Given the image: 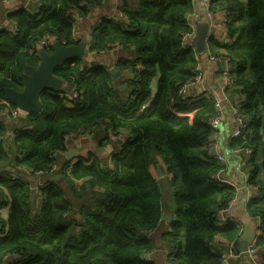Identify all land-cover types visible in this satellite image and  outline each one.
I'll list each match as a JSON object with an SVG mask.
<instances>
[{"label":"trees","instance_id":"1","mask_svg":"<svg viewBox=\"0 0 264 264\" xmlns=\"http://www.w3.org/2000/svg\"><path fill=\"white\" fill-rule=\"evenodd\" d=\"M38 2L8 14L15 33L0 28V112L8 109L10 119L26 122L15 128L14 167L34 173L58 163L60 178L41 188L37 206L23 177L0 173V208L9 207L7 219L0 216V264H154L144 257L154 248L147 232L162 221L167 190L176 204L172 230L164 234L175 249L171 262L222 264V251L228 241H239L242 229L235 222H219L234 188L212 178L222 169L208 149L215 98L188 103L181 92L198 75L197 54L182 40L191 30L187 16L193 1L135 0L123 16L104 17L92 26L93 60L102 52L122 51L116 65L134 74L124 79L126 88H119L124 82L115 80L108 65L71 59L56 74L76 96L70 98L66 89L46 90L40 95L41 113L12 117L16 106L4 90L21 89L25 66H37L35 43L55 34L72 44L73 11L83 18L104 0ZM209 9L231 15L227 30L233 41L220 51L236 65L226 89L243 97L238 109L247 118L232 146L254 149L246 169L261 194L249 200L248 210L264 222V0H209ZM210 46L212 53L221 47L215 41ZM8 122L0 118V161L10 155L4 142ZM97 126L105 130V139L110 132L124 136L120 150L111 163L80 157L68 172L70 161L59 163L67 137ZM82 179L88 186L79 190L75 185ZM256 246L264 264V231Z\"/></svg>","mask_w":264,"mask_h":264},{"label":"crops","instance_id":"2","mask_svg":"<svg viewBox=\"0 0 264 264\" xmlns=\"http://www.w3.org/2000/svg\"><path fill=\"white\" fill-rule=\"evenodd\" d=\"M25 1L26 0H5L4 2L0 3V28H13V21L8 18V14L22 7ZM192 1L194 4V10L189 15V20L191 23H193L195 32L198 25L206 23L209 25L211 37L207 43L208 50L200 54L196 53L198 58V75L193 84L186 88V90L183 92V96L189 99L196 98L199 95H208L217 100H221L220 125L215 140L216 144L212 147V149L214 148V150H216V154L214 152H211V155L214 156L217 160H220L219 156L223 157V159L221 160L222 169L218 172L216 180L218 182L227 183L233 186L234 195L229 200L228 205L220 211L218 215L219 222H235L241 227V229H243L245 222L255 227L258 226V222L248 210V203L249 200L254 196L255 189L251 186L250 183H248V179L246 182H242L238 177H230V168L232 162H239V169L241 171L246 170V167L244 165L245 154L243 152L236 151V149H234L232 146V142L234 141L232 134L235 127L237 126L235 114L239 105L243 101V97L239 94L231 95L230 91L226 89L227 87L222 75V69L225 68V64L223 63V61L218 60L212 56V46H210L211 41H215L220 44L221 47L215 49V53H217V51H219L224 45H226L227 43H231L233 41V37L228 33L223 24V12L212 13L209 9V0ZM134 4L135 0H104L102 5L92 7L86 17L78 19L76 25V36L79 37L80 40L90 41L91 28L95 21H100L104 17H121L123 16V9L131 8L134 6ZM188 44L192 45L194 49L193 37L189 38ZM122 54V51L114 49V53L113 51L102 52L95 57V60L92 61H99L102 64L114 66L115 68L117 66L116 64L119 60V57ZM128 57H131V55H129ZM120 73L123 74V78L121 80L123 82L124 79L126 80L127 78L133 77L134 75L129 71H120ZM65 89L67 91V94L70 96L72 94V88L70 87V85H67ZM1 117H3L5 120L9 119L8 123L11 126L9 127V130L4 137V142L6 143L10 155L8 159L0 161V173L14 175L13 177L15 178L23 177V180L27 181L30 186L31 194L33 197L32 200L37 206H40L41 194L39 193V184L41 183L45 185L48 181H56L60 178V175L58 172L54 174L36 175L29 170H25L24 172L18 171V169L14 167L13 162L15 153L13 138L15 128L18 126H26V122L24 119L20 121H18L17 119H10L9 114L5 111L0 112V118ZM111 133L112 132L107 134L108 137L105 139V130H103L102 127L97 126L93 129V131H83L75 135H70L67 146L75 150V156L72 159V162L78 160L80 157H84L87 158L88 161L92 160L93 158H99L104 162L111 163L115 149L118 146V141L111 137ZM226 152L231 153L229 156H227L225 155ZM59 159L60 165L64 161L69 160L64 154ZM258 160H262V154L260 152L258 153ZM159 167H161V165H159ZM260 170V174L263 175L264 170L262 168ZM85 182L86 180L82 179L80 181H77L76 185L81 183L83 186H88ZM242 187H247L249 191L247 197L244 199L240 198L239 196L240 189ZM94 188L96 190L99 189L96 186ZM166 195L167 198H164L165 205L162 221L160 222L158 228L147 232L148 237L152 239L154 248L152 251L144 253V257L152 260L154 264H172L170 262L171 257L169 254L170 247L166 242L167 239H165L164 234L165 232H167L172 223H169V215L172 216L173 220L176 218V214L174 212L176 204L174 198L168 190L166 192ZM240 202H242L241 205ZM8 214V206L0 208L1 218L7 219ZM259 262V256L255 258L254 254L250 255L239 253L230 255L229 264H258Z\"/></svg>","mask_w":264,"mask_h":264},{"label":"water","instance_id":"3","mask_svg":"<svg viewBox=\"0 0 264 264\" xmlns=\"http://www.w3.org/2000/svg\"><path fill=\"white\" fill-rule=\"evenodd\" d=\"M210 28L208 24H201L196 27V32L192 36L194 41V51L197 54L206 52L208 50V41L210 40ZM192 46V45H190ZM38 58L37 66L27 64L24 71L21 73V80L23 86L21 89L14 87H6L5 95L9 102L21 109L20 116L26 117L29 113H41L43 110V104L40 100V95L46 90L62 89L67 85L64 80L56 74V69L64 62L85 57L89 61L93 60V55L89 53V46L86 41H82L78 44L64 45L60 41H54L51 44L50 50L41 48L36 53ZM115 75L116 80L122 79L123 74L120 73L118 67L111 70ZM127 87V83L119 85L120 89ZM75 150L67 146L64 155L72 160L75 156ZM212 152L216 154V150L212 149ZM160 176H164V172L161 167L158 166ZM173 221L171 215H169V223ZM257 226L253 227L249 223H244L239 241L238 250L243 254H249V246L253 243L257 237ZM17 257V254H14ZM260 257L255 254L254 257Z\"/></svg>","mask_w":264,"mask_h":264},{"label":"built area","instance_id":"4","mask_svg":"<svg viewBox=\"0 0 264 264\" xmlns=\"http://www.w3.org/2000/svg\"><path fill=\"white\" fill-rule=\"evenodd\" d=\"M4 1L5 0H0V3L4 2ZM38 3H39L38 0H26L25 3H24V5L22 7L25 8V9H30V8L32 9ZM73 15L75 16V19H74V30H73V42H72V44H78V43H80L82 41H85V40H80V38L76 36V25H77V21H78V19H81L82 17L79 16L76 11H73ZM189 15L187 16V23L190 25L191 30L184 32L183 35H182V40L186 44H188L189 38H191L195 34V27H194L193 23L190 22ZM230 17H231L230 14L224 13L223 24H224L226 30H227V23L229 22ZM98 22L99 21H95L92 26H95L96 24H98ZM13 24H14V26H13V28L11 30L15 33L17 29H16V25H15L14 22H13ZM57 40L60 41L62 44H64L61 41V39L57 35H55V34L45 35L42 39H40L39 41H37L35 43L33 53L36 54L38 52V50L41 49V48H45L47 50L50 49L51 44L54 41H57ZM90 41H86V43L89 46V53L92 54V52L90 51ZM64 45H66V44H64ZM223 53H224V50H221V51L219 50L217 53H211V54H212V56L214 58L223 61V63L225 64V68L222 69V75L224 77V81H225L226 87H229L232 84V82H233V80H232V72L236 68V65H234L231 62V60L227 56H225ZM76 64L77 63L72 62V65L73 66H76ZM84 67H85V65H79V68L80 69H83ZM194 81H195V79L192 80V81H190L188 84H186L184 86V88L181 91L182 92V95H183V92L186 90V88H188L189 86H191ZM73 96H76V93H75L74 88H72V94L69 97L72 98ZM203 97H210V96H208V95H205V96L204 95H199L196 98H189V99L186 98V102L189 103V102L195 101L197 99H201ZM215 105H216V109H217L216 110V113L208 117V123H209V125L211 127V130H212V133L210 135V139L208 140L209 154H211L212 147L216 144L215 140H216V136H217V133H218V130H219V125H220V113H221L220 112V107H221V100L215 99ZM8 111H9L8 109L5 110V112H7V113H8ZM21 112H22L21 109H19L18 107L12 109L11 110L12 117H18V116H20V113ZM235 120L237 122V126L235 127V129L233 131V134H232L233 138L241 136L243 134V132L245 131V128L247 127V118H246V116H244V115H242L240 113L239 109L236 110ZM111 137L114 138L117 141H120V140H122L124 138V136L122 134H120L118 136H114V134H112ZM69 138H70V136L67 137V141L69 140ZM120 148H121V146L119 144L117 146V148H116V151H119ZM235 149H236V151L243 152L245 154V157H244V165L246 167L249 164V162H250L249 161V158L253 154L254 149L251 148V147H238V148H235ZM219 159H220L219 161H221L223 159V157L222 156H219ZM72 163L73 162L71 161L70 162V165L67 166V171L68 172H70V170H71ZM58 169H59L58 163H54L53 166H52V168L50 169V171H37V172H34V174H36V175L54 174V173H56L58 171ZM217 175H218V172H216L215 174H213L212 175V178L215 179ZM13 178H15V177H13ZM43 186H44V184H41V183L39 184V187L40 188L43 187ZM251 186L255 189L254 196L261 194L260 188L258 186H255V185H252V184H251ZM253 217L258 222V226H257L258 233H257V237L255 238V240L253 241V243L249 246V254L250 255H253V254L254 255L255 254L260 255L258 253V248L256 246V241H257L258 235L264 231V222L262 221V216L260 214L259 215H256V216H253ZM171 230H172V228L170 226L169 229H168V232L171 231ZM174 251H175L174 248H171L170 249V253L169 254H170L171 259L173 257L172 254H173ZM239 253H241V252L238 251V242H235V241H232V240L228 241V243L226 244L224 250L221 253V256H222V264H229L230 263V255L231 254H239ZM260 258H261V256H260ZM170 262H171V260H170ZM258 264H260V262Z\"/></svg>","mask_w":264,"mask_h":264},{"label":"rangeland","instance_id":"5","mask_svg":"<svg viewBox=\"0 0 264 264\" xmlns=\"http://www.w3.org/2000/svg\"><path fill=\"white\" fill-rule=\"evenodd\" d=\"M110 51H113V53H114V50H110ZM109 67L114 68V66H109ZM66 87H67V85L65 87H62V89L65 90ZM230 153L231 152H226L225 155L229 156ZM84 161H87V160H84ZM239 167H240L239 162H237V163H233L232 162L231 163L230 177L231 178L238 177V178H240V181H242V182H246L247 179H248V183H250L249 182V170L246 169L244 171H241L239 169ZM83 184H84V182H83ZM75 187L78 188L79 190H82L83 189V185L81 183L77 184ZM41 188L39 189V193L40 194H41ZM248 193H249L248 188L247 187H242L240 189L239 196H240V198L244 199V198L247 197ZM31 198L33 199L32 195H31ZM165 198H167V196H165ZM241 204H242V202H240V205Z\"/></svg>","mask_w":264,"mask_h":264},{"label":"clouds","instance_id":"6","mask_svg":"<svg viewBox=\"0 0 264 264\" xmlns=\"http://www.w3.org/2000/svg\"><path fill=\"white\" fill-rule=\"evenodd\" d=\"M192 102H193V101H192ZM189 103H191V102H189ZM115 151H116V149H115ZM64 152H65V151H64ZM85 159L88 160L87 158H85ZM71 161H72V160H71ZM71 161H70V162H71ZM74 162H76V161H74Z\"/></svg>","mask_w":264,"mask_h":264}]
</instances>
